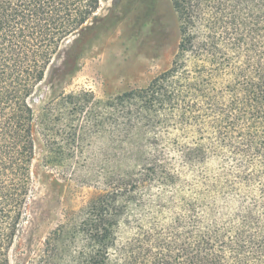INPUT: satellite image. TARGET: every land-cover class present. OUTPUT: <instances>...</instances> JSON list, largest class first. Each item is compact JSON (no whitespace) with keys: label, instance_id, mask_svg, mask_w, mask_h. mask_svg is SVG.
I'll return each mask as SVG.
<instances>
[{"label":"trees","instance_id":"obj_1","mask_svg":"<svg viewBox=\"0 0 264 264\" xmlns=\"http://www.w3.org/2000/svg\"><path fill=\"white\" fill-rule=\"evenodd\" d=\"M170 2L178 41L168 68L110 104L128 164L59 264H264V0ZM99 6L0 0V264L33 192L47 103L38 117L32 97L68 39L59 73L76 70L108 22Z\"/></svg>","mask_w":264,"mask_h":264},{"label":"rangeland","instance_id":"obj_2","mask_svg":"<svg viewBox=\"0 0 264 264\" xmlns=\"http://www.w3.org/2000/svg\"><path fill=\"white\" fill-rule=\"evenodd\" d=\"M97 14L108 22L83 49L76 70L59 73L68 39L32 97L38 117L45 103L47 114L35 133L33 192L10 264L62 261L93 200L128 164L126 155L118 160L128 142L115 137L110 104L146 87L175 51L178 20L170 0H100Z\"/></svg>","mask_w":264,"mask_h":264}]
</instances>
